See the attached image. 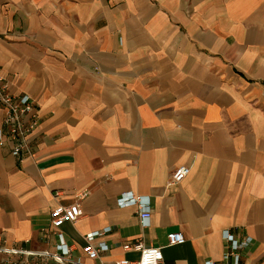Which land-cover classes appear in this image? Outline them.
Wrapping results in <instances>:
<instances>
[{
	"label": "crops",
	"instance_id": "crops-1",
	"mask_svg": "<svg viewBox=\"0 0 264 264\" xmlns=\"http://www.w3.org/2000/svg\"><path fill=\"white\" fill-rule=\"evenodd\" d=\"M0 76L39 116L31 158L0 146L7 248L56 252L51 210L87 192L58 231L75 262L108 229L93 264L136 260V240L162 264H220L225 231L248 240L240 264H264V0H0ZM130 192L147 227L117 204Z\"/></svg>",
	"mask_w": 264,
	"mask_h": 264
},
{
	"label": "built area",
	"instance_id": "built-area-1",
	"mask_svg": "<svg viewBox=\"0 0 264 264\" xmlns=\"http://www.w3.org/2000/svg\"><path fill=\"white\" fill-rule=\"evenodd\" d=\"M10 84L0 76V108L3 112L0 127V146L8 144L11 155L19 162L23 163L31 158L33 147L30 136L38 124V105L35 100L27 95H15L11 92ZM189 174L188 167L176 169L170 178V185L179 184ZM87 196V192H80L75 195L71 205H58L50 212V229L58 237L56 252L29 251L21 247L7 248L3 240H0V264H84L75 262L70 257L69 248L58 233L59 229L67 223H74L82 216L81 203ZM119 207L138 208L140 224L147 227L150 217V203L147 198L127 193L117 200ZM109 230L92 232L85 236L86 245L82 251L85 258L95 263L99 260L100 254L108 251V246L104 243L93 244L100 236ZM223 239L228 245V251L223 256V263L220 264H240L241 252L248 240L238 242L227 231L223 232ZM185 243V238L180 232L167 235L168 246H181ZM160 247H147L142 241L125 243L122 245L124 252H132L138 255L134 261L122 259L108 264H162L163 253ZM205 264H215L211 261Z\"/></svg>",
	"mask_w": 264,
	"mask_h": 264
}]
</instances>
